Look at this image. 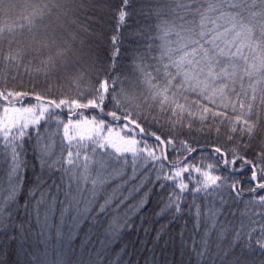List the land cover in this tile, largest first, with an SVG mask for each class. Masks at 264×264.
Instances as JSON below:
<instances>
[{
    "label": "trees",
    "instance_id": "1",
    "mask_svg": "<svg viewBox=\"0 0 264 264\" xmlns=\"http://www.w3.org/2000/svg\"><path fill=\"white\" fill-rule=\"evenodd\" d=\"M117 8L118 0H0V144L14 153L43 123L46 154L54 151L53 161L81 186H115L128 165L154 168L180 186L188 172L202 190L243 179H229L218 161L264 157V0H136L118 61L109 38L117 16L128 13ZM199 67V77L184 75L196 76ZM132 121L160 136L166 154ZM197 148L204 150L190 156ZM261 203L252 197L249 210ZM257 211L262 215L244 221L234 250L231 233L219 242L215 264H264V231H257L264 230V209ZM156 251L160 264H178L171 246L168 256ZM146 256L129 244L125 261L145 264Z\"/></svg>",
    "mask_w": 264,
    "mask_h": 264
},
{
    "label": "snow or ice",
    "instance_id": "2",
    "mask_svg": "<svg viewBox=\"0 0 264 264\" xmlns=\"http://www.w3.org/2000/svg\"><path fill=\"white\" fill-rule=\"evenodd\" d=\"M118 2L116 11L122 9L128 15L117 16V34L109 38L117 61L123 29L136 0ZM43 127L41 123L40 130L30 128L16 143L14 153L0 144V264H132L130 258L125 261L129 244L133 249L139 244L151 253L145 264H160L157 248L165 257L170 246L178 264H215L219 242L231 233L234 250L244 221L252 212L262 215L257 209H264V203L254 204L251 211L248 207L252 197L264 198V157L259 154L249 162L245 153L244 160L236 158L231 166L218 161V169L229 179L243 177L223 189L202 190L188 172L180 186L175 179L157 175L154 168L148 172L134 165L113 178L115 186L107 181L81 186L72 181L60 161H53L54 151L46 154L41 142H47L49 133L42 138ZM203 150L197 148L190 156ZM208 151L216 156L234 155L212 148ZM245 186L249 190L243 191ZM152 205V215L145 217L143 213ZM133 232L137 233L135 240L126 241ZM213 241L218 242L217 253L212 251ZM227 255L225 252L224 257ZM164 264H172V260L165 259Z\"/></svg>",
    "mask_w": 264,
    "mask_h": 264
},
{
    "label": "water",
    "instance_id": "3",
    "mask_svg": "<svg viewBox=\"0 0 264 264\" xmlns=\"http://www.w3.org/2000/svg\"><path fill=\"white\" fill-rule=\"evenodd\" d=\"M117 121H123V119L120 118V119H118ZM131 124H132L133 126H135V127L138 128L140 134H141L144 138L151 139V140H158V141L161 143V145H162V148H163L164 153L166 154V151H167V144H166V142H165L160 136H158L157 134H154V133H146L145 130H144V128H143L141 125H139L138 123L134 122V121H132ZM256 174H257V173L254 172L252 175L255 176Z\"/></svg>",
    "mask_w": 264,
    "mask_h": 264
},
{
    "label": "rangeland",
    "instance_id": "4",
    "mask_svg": "<svg viewBox=\"0 0 264 264\" xmlns=\"http://www.w3.org/2000/svg\"><path fill=\"white\" fill-rule=\"evenodd\" d=\"M184 75L189 76V77L194 76L193 78H197L200 75V67L197 69V75L196 76L194 75V71H187V74H184Z\"/></svg>",
    "mask_w": 264,
    "mask_h": 264
}]
</instances>
